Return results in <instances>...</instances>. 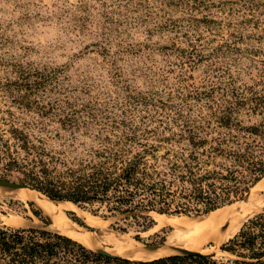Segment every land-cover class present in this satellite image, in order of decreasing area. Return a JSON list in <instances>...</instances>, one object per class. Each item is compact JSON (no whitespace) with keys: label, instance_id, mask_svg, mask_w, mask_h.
Here are the masks:
<instances>
[{"label":"rangeland","instance_id":"obj_1","mask_svg":"<svg viewBox=\"0 0 264 264\" xmlns=\"http://www.w3.org/2000/svg\"><path fill=\"white\" fill-rule=\"evenodd\" d=\"M260 105L264 0H0V175L7 174L3 151L5 142H13L12 127L73 159L96 144L95 135L186 134L183 118L198 120L212 136L233 129L245 140L246 130L218 127L215 120L230 110L240 127L263 131ZM259 136L253 135L257 141ZM168 147L190 148L186 140L172 141L162 143L158 154ZM263 184L264 176L243 183L241 188H251L243 201L196 216L194 206L189 216L144 211L123 218L97 205L50 201L90 236L91 245H83L132 260L139 258L114 252L113 241L161 246L173 231L170 222L226 213L217 228L219 241L195 250L226 261L231 256L222 245L264 213V201L258 203ZM0 189V226L60 233L31 196L8 193L20 188ZM159 215L170 222L161 225ZM14 217L25 223L12 224Z\"/></svg>","mask_w":264,"mask_h":264},{"label":"trees","instance_id":"obj_2","mask_svg":"<svg viewBox=\"0 0 264 264\" xmlns=\"http://www.w3.org/2000/svg\"><path fill=\"white\" fill-rule=\"evenodd\" d=\"M230 115L229 110L219 116L217 126L244 129L245 140L233 129L212 136L198 120L183 118L186 134L95 135L96 144L73 159L47 151L42 140L36 144L12 127L13 142H5L3 151L7 174L0 178L53 201L85 209L97 205L123 218L144 211L189 216L192 206L193 215L206 214L239 200L250 188H241L243 183L264 176V130L242 128ZM182 140L189 149L168 147L158 154L162 143ZM221 249L231 256L226 261L201 253L132 260L95 251L62 233L0 226V264H264V213L248 219Z\"/></svg>","mask_w":264,"mask_h":264},{"label":"bare ground","instance_id":"obj_3","mask_svg":"<svg viewBox=\"0 0 264 264\" xmlns=\"http://www.w3.org/2000/svg\"><path fill=\"white\" fill-rule=\"evenodd\" d=\"M24 189H29V188L24 187V188H20V190H11V191L9 190L10 192L8 193L18 197L31 196L35 201L36 205L38 206V208L44 214V216H46L49 219L51 228H53L54 230H58L60 233L68 235L69 237L71 236L79 240L83 244L91 245L90 236L82 228H77V226L73 224L70 220L65 219L62 215L61 207L55 206L51 202L52 200L50 201V199L45 197L44 195H43L44 197H42L44 199H41L38 196L39 193L38 191L32 190L31 192H28V190L24 191ZM33 191L37 194H33ZM3 192H5V190L0 189V193ZM263 201L264 200L261 199L258 203H262ZM61 204L73 205L70 202H64ZM225 214L226 213H221V214L211 213L207 215L205 218L202 217V219L200 218L196 220L191 219V220H183V221L174 220L172 222H170V220L167 219L165 215H159L158 221L161 225H166L167 223L170 222L173 227V231L169 235L167 239V243L165 245L144 246L143 248H139V247L135 248L134 245L131 244H125V243H120L118 241H113L115 242L114 252L124 253L129 257H135L139 259H152L155 257L158 258V256H161L163 254L179 253L176 251H181V250L192 249L195 251L200 247H202L205 241L216 242L218 240L217 228L219 225H221L220 223L223 221ZM243 216H245L244 213ZM10 222L14 225H23L25 223V220L22 218L14 217L10 219ZM99 240L101 241V243H103L106 240V237H102ZM93 243L96 245L95 242Z\"/></svg>","mask_w":264,"mask_h":264},{"label":"water","instance_id":"obj_4","mask_svg":"<svg viewBox=\"0 0 264 264\" xmlns=\"http://www.w3.org/2000/svg\"><path fill=\"white\" fill-rule=\"evenodd\" d=\"M0 187H8V188H24V187H27V188H30L32 190H35V189H33V188H31V187H29L27 185H24L23 183H20V182H17V181H13V180H9V179H3V178H0ZM250 189L251 188H249L248 191L237 201H243L245 196L249 195ZM146 246H152V245H146ZM98 252H101L103 254L110 255V256L120 257L118 255H114V254H112V253H110L108 251H105V250H98ZM195 253H201V252L200 251H191V250H182L179 253L169 254V255L158 257V258H164V257L174 256V255H192V254H195ZM201 254H203V253H201ZM155 259H157V258H155ZM139 260H145V259H139ZM149 260H151V259H149Z\"/></svg>","mask_w":264,"mask_h":264}]
</instances>
